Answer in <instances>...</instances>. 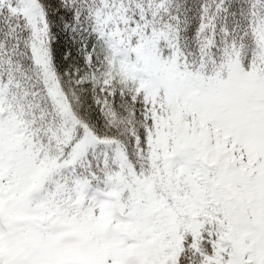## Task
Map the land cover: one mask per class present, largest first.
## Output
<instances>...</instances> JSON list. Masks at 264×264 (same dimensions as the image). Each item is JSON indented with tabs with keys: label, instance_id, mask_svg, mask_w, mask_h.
Listing matches in <instances>:
<instances>
[{
	"label": "snow or ice",
	"instance_id": "1",
	"mask_svg": "<svg viewBox=\"0 0 264 264\" xmlns=\"http://www.w3.org/2000/svg\"><path fill=\"white\" fill-rule=\"evenodd\" d=\"M0 264H264V0H0Z\"/></svg>",
	"mask_w": 264,
	"mask_h": 264
}]
</instances>
